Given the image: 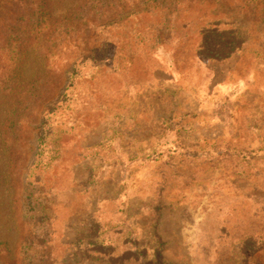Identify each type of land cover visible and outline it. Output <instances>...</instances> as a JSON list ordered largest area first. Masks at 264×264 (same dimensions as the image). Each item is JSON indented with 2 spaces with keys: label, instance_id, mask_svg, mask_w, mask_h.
<instances>
[{
  "label": "rangeland",
  "instance_id": "374dc122",
  "mask_svg": "<svg viewBox=\"0 0 264 264\" xmlns=\"http://www.w3.org/2000/svg\"><path fill=\"white\" fill-rule=\"evenodd\" d=\"M0 264H264V0H0Z\"/></svg>",
  "mask_w": 264,
  "mask_h": 264
}]
</instances>
